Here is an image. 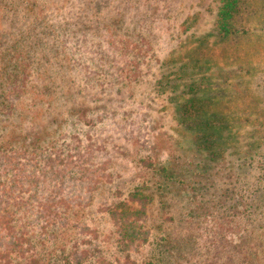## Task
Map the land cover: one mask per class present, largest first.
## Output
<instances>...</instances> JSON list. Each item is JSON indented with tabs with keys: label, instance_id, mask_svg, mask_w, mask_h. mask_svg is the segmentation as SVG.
<instances>
[{
	"label": "trees",
	"instance_id": "trees-1",
	"mask_svg": "<svg viewBox=\"0 0 264 264\" xmlns=\"http://www.w3.org/2000/svg\"><path fill=\"white\" fill-rule=\"evenodd\" d=\"M255 2L264 6V0ZM67 3L102 30L95 34L98 48L116 47L114 56L104 53L107 74L126 56L127 50L119 49L132 41L118 26L123 14L103 20L107 4L102 0ZM252 4L215 0L212 6L211 34L226 41L230 63L242 76H253L260 65L254 58L262 59V47L251 41L260 37L248 24ZM50 7L51 0H0V264H244L243 257L256 252L264 258L260 113L223 112L214 83L194 77L197 59L173 54L163 62L155 86L167 93L161 109L174 110V127L191 134L192 148L179 147L164 166L135 148L128 159L136 174L126 179L114 171L115 144L101 134L115 99L81 96L83 88L71 86L75 78L66 84L65 74L77 62L67 34L79 28L56 20ZM255 16L264 24V12ZM241 38L243 47L231 45ZM80 42L84 49L89 45L81 35ZM103 71L92 69L89 75ZM90 76L88 83L101 89L110 85ZM101 193L110 200L99 199ZM151 204L170 223L158 216L160 226L153 228ZM96 214L109 222L106 232L99 230ZM206 217L213 225L238 221L243 228L236 237L213 228L201 239L198 223Z\"/></svg>",
	"mask_w": 264,
	"mask_h": 264
},
{
	"label": "rangeland",
	"instance_id": "rangeland-1",
	"mask_svg": "<svg viewBox=\"0 0 264 264\" xmlns=\"http://www.w3.org/2000/svg\"><path fill=\"white\" fill-rule=\"evenodd\" d=\"M102 1L107 4L104 7L106 10L102 14L104 16L102 19L105 20L107 15L116 16L122 13L123 18L118 26L132 40L119 49L127 50L123 61H115V64L111 65L115 66L114 69L109 68L107 74L105 71L109 59L105 57V54L108 52L114 56L116 47L104 45L106 51L97 47L98 38L95 34L101 35L102 30L94 24L95 21H87L79 15L76 4L72 11L73 7L67 3V0H51L50 12L55 13L56 20L66 24L74 23L79 28L78 32L74 29L67 34L68 49L72 51L73 59L78 63L75 62L74 67L66 72V84L70 79L75 78L76 81L71 86L76 91L83 88L81 96L95 99L98 96L105 98L107 95H112L115 99L110 103L113 116L110 117L108 113L101 128L103 130L101 134L110 141V144L114 143L116 146L115 151L111 152L112 159L118 162L113 166L114 171H119L120 174L125 175L126 179L136 174L134 164L128 159L130 151H135V148L152 156L157 166L167 164L170 153L173 154L176 150L178 152L179 147L189 150L192 148L191 139H189L191 134L180 133L174 127L175 121L171 117V112L174 110L168 108L165 113L161 109L164 103L163 98L167 93H161L155 86L156 79L165 69L163 62L173 54L182 57V52L185 59L188 57L197 59L194 77L201 83L208 81L214 83L218 94H222L220 108L223 112L229 113L234 109L238 112L239 108L244 110L251 108L264 118V24L260 22L258 16L254 17L255 14L264 12V6L257 4L255 2L257 0H252L253 4L247 7L246 12L252 15L248 21L250 31L260 36L256 38L252 34V40L250 36L247 38L256 45L258 43L259 48L262 47L263 61L261 56L260 60L254 58L253 63L258 61L260 65L256 66L253 76L248 74L249 72H245L242 76L243 73L239 72L238 66L230 63L231 58L225 51L226 41H219L211 34L214 22L212 6L215 0H148V3L126 0ZM78 34L89 41V45L85 46L86 49L81 44ZM191 36L192 39H190ZM50 40L52 39L45 38V41ZM244 41L246 40L241 38L233 41L231 45L243 47ZM231 52L234 53V51ZM241 59L246 60V57L241 56ZM230 68L232 72L228 71ZM92 69L104 71L99 75L90 76L89 72ZM238 75L243 80H247L245 84L240 82ZM88 76L93 80L110 81L112 85L109 82L110 85L101 89L95 83H88ZM219 87L222 88L221 91ZM71 91L74 89L71 88ZM241 132H243L242 128ZM93 133L97 135L99 132L94 130ZM241 136L242 140H245L244 133H241ZM174 156L177 157L176 153ZM100 198L110 200L111 197L108 193H101ZM149 213L153 228L158 229L160 226L158 216H161L163 223H170L163 219H167L164 212L156 213L154 204H151ZM96 215L95 222L99 230L106 232L110 226L109 222L103 214ZM204 216L210 215L206 213ZM210 220L206 217L198 223V229L202 232V236L199 235L201 239H204V235L213 228L216 231L235 234V237L239 236L243 228V225L237 224L238 221L231 224L220 221V224L213 225V221ZM194 223L197 226V222ZM168 225L171 226V224ZM253 247L252 251L256 250ZM233 253L237 254L234 251ZM255 254L253 258L250 257L251 259L243 257L244 264L258 262L262 264L264 258H258L257 252Z\"/></svg>",
	"mask_w": 264,
	"mask_h": 264
}]
</instances>
